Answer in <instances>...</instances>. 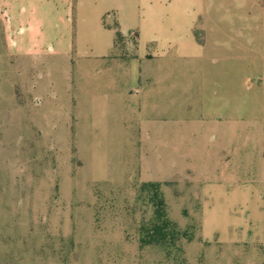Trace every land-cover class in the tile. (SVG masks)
Returning a JSON list of instances; mask_svg holds the SVG:
<instances>
[{"label":"rangeland","instance_id":"obj_1","mask_svg":"<svg viewBox=\"0 0 264 264\" xmlns=\"http://www.w3.org/2000/svg\"><path fill=\"white\" fill-rule=\"evenodd\" d=\"M73 1L0 0V264H207L186 247L252 181L221 176L234 172L238 139L216 32L196 29L205 62L154 60L162 83L146 99L150 86L107 80L114 61L137 54L134 39L108 56L79 48ZM151 181L186 233L178 245L141 246L154 216L141 186Z\"/></svg>","mask_w":264,"mask_h":264},{"label":"crops","instance_id":"obj_2","mask_svg":"<svg viewBox=\"0 0 264 264\" xmlns=\"http://www.w3.org/2000/svg\"><path fill=\"white\" fill-rule=\"evenodd\" d=\"M73 5L79 48L108 56L117 48L118 30L126 47L134 39L137 54L126 65L114 61L107 80L113 86H150L142 89L146 99L157 95L155 86L162 83L154 60L205 62L206 46L196 29L216 32L218 76L234 85L232 132L238 139L232 143L234 172L221 176H252V181L241 187L235 204L217 212L216 224L210 216L204 219L200 242L186 251L194 260L204 256L207 264H264V62L258 68L257 58L264 54V34L258 43L257 32L264 11L258 0H74ZM246 133L247 143L241 140ZM246 154L247 166L241 163Z\"/></svg>","mask_w":264,"mask_h":264},{"label":"trees","instance_id":"obj_3","mask_svg":"<svg viewBox=\"0 0 264 264\" xmlns=\"http://www.w3.org/2000/svg\"><path fill=\"white\" fill-rule=\"evenodd\" d=\"M117 40H123L120 30L117 31ZM141 191L151 194V201L154 206V216L148 224H142L140 228L141 246L159 245L167 247L171 244L178 245L177 241L185 236V232L178 229V224L169 216L167 202L162 190L161 182H145ZM190 240L193 238H189ZM182 250V249H180ZM183 251V250H182Z\"/></svg>","mask_w":264,"mask_h":264}]
</instances>
